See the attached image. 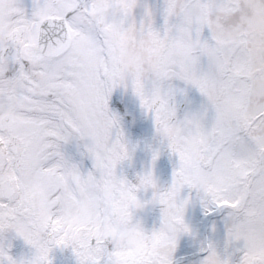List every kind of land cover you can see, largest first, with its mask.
<instances>
[{"label":"snow or ice","instance_id":"obj_1","mask_svg":"<svg viewBox=\"0 0 264 264\" xmlns=\"http://www.w3.org/2000/svg\"><path fill=\"white\" fill-rule=\"evenodd\" d=\"M138 6L33 0L29 13L0 0V234L32 249L13 257L0 244V264H51L68 246L77 264H173L178 240L170 252L162 225L192 235L186 186L206 214L226 212L223 251L204 242L199 264H264V0H163L159 24ZM116 90L132 98L124 114L135 121L138 103L178 158L167 188L151 170L136 184L117 175L135 146L110 107ZM149 188L161 205L150 232L131 212ZM112 217L133 240L121 261L102 224Z\"/></svg>","mask_w":264,"mask_h":264},{"label":"rangeland","instance_id":"obj_2","mask_svg":"<svg viewBox=\"0 0 264 264\" xmlns=\"http://www.w3.org/2000/svg\"><path fill=\"white\" fill-rule=\"evenodd\" d=\"M144 4L156 10V23L159 24L161 22L159 10L163 6V0H140V6L136 9L138 16L143 11ZM28 11L30 12L31 9H28ZM207 34V30H205V35ZM189 95L195 102H199L200 97L195 89H191ZM117 97H122V100L118 101ZM131 100L130 93L124 94L120 90L114 91L110 98L111 107L122 116V124H125L130 130V134L125 132L130 146H135L131 153V159L117 165V175H121L131 183L136 184L140 173L151 170L159 188L165 189L171 184L172 173L177 166L178 158L155 138L152 120L140 111L138 103L135 104V121H133L132 115L124 114V102H130ZM157 148H159L160 154L153 162V150ZM85 163L90 164L88 161H85ZM137 197L143 203V207L134 210L133 222L138 220L142 227L150 232L160 224L161 205L153 201V190L151 188L139 190ZM180 198L190 199L185 208L184 219L192 229V235L186 234L179 237L177 247L173 253V264H199L203 257L200 249L204 242L212 241L218 246V250L223 251L226 238V212L214 210L206 214L196 189H189L187 186L181 190ZM215 211V215L209 216ZM0 237H2L0 238V244L13 257L31 254V247L22 238L16 236L14 232H5L0 234ZM240 245H242V242H237L233 247ZM50 259L51 264H77L70 246L54 247L50 252Z\"/></svg>","mask_w":264,"mask_h":264},{"label":"clouds","instance_id":"obj_3","mask_svg":"<svg viewBox=\"0 0 264 264\" xmlns=\"http://www.w3.org/2000/svg\"><path fill=\"white\" fill-rule=\"evenodd\" d=\"M135 209L137 208H133L131 210L132 218ZM136 222L140 223L138 220ZM102 224L104 229L108 232V234L112 237L114 241V247L117 253V255L114 256V259L117 261H121L127 258V253L134 246L133 240L129 235V230L127 226L118 217H112L110 219L106 218L102 222ZM162 227L168 237L170 243L169 251L171 252L174 250L171 245L174 244L180 236L186 235V233L184 232L182 227L167 222H165ZM119 253H125V255H120Z\"/></svg>","mask_w":264,"mask_h":264},{"label":"bare ground","instance_id":"obj_4","mask_svg":"<svg viewBox=\"0 0 264 264\" xmlns=\"http://www.w3.org/2000/svg\"><path fill=\"white\" fill-rule=\"evenodd\" d=\"M21 3L23 4V6L28 10V9H32V5H33V0H21ZM30 13V12H29ZM112 105H110L111 107ZM122 126L124 127L125 129V132H127L128 134H130V130L129 128L125 125V124H122ZM73 149L72 146H69V151H71ZM2 238V237H0Z\"/></svg>","mask_w":264,"mask_h":264}]
</instances>
